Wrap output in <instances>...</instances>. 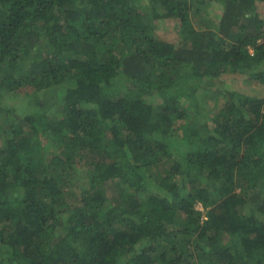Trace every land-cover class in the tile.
<instances>
[{"label": "trees", "instance_id": "1", "mask_svg": "<svg viewBox=\"0 0 264 264\" xmlns=\"http://www.w3.org/2000/svg\"><path fill=\"white\" fill-rule=\"evenodd\" d=\"M234 73L264 0H0V264H264V92L193 106Z\"/></svg>", "mask_w": 264, "mask_h": 264}, {"label": "rangeland", "instance_id": "2", "mask_svg": "<svg viewBox=\"0 0 264 264\" xmlns=\"http://www.w3.org/2000/svg\"><path fill=\"white\" fill-rule=\"evenodd\" d=\"M177 29L176 28H172V30H170L172 36L175 35V31ZM162 31H159V34L162 38H165V34ZM220 82H217L216 80H212V85L210 86L211 88H207V91L205 94H199V98L197 97V101L194 102L193 106H194V110L196 112H205V114L207 115V117L211 120H213V116L215 114V112L224 106V103L226 102L225 97L223 96V93L225 91L230 92V91H235V90H239V91H247V92H251V94H255V95H260L263 94L264 89L261 86L258 85H254L253 82H250L248 79H246V77L242 74H238V73H234V74H225L223 75L220 79H218ZM200 91V89L198 90V92ZM201 93V92H200ZM7 99V100H6ZM22 95L16 98H8L7 97H3L2 98V102L4 105H8L11 106L12 104L14 105H21L22 107L25 105L27 107H24L26 110V113L29 114L32 109L30 108V102H23L22 101ZM200 99V100H198ZM190 109H192V104L190 102L189 107ZM194 110H192V112L190 113V117L189 119H185L184 121H177L174 128H176L177 132L181 135L183 133V128L188 124V123H192L194 122V119H196L197 116H200L199 114H197ZM211 128H213V125H209ZM175 132V131H174ZM173 132V133H174ZM170 132V134L168 133V139L172 140L171 138L174 137L175 135ZM161 189H164L163 186H160ZM158 190V189H155ZM197 208L199 209H203L202 205L200 203H197Z\"/></svg>", "mask_w": 264, "mask_h": 264}, {"label": "clouds", "instance_id": "3", "mask_svg": "<svg viewBox=\"0 0 264 264\" xmlns=\"http://www.w3.org/2000/svg\"><path fill=\"white\" fill-rule=\"evenodd\" d=\"M251 52H253V50L251 49ZM240 74H242V73H240ZM242 75H244L245 77H246V79H249V77H248V74H242ZM250 82H253V81H251V80H249ZM220 82V81H219ZM254 83V82H253ZM255 85V84H254ZM202 208H203V206H202ZM202 210H204V208L202 209Z\"/></svg>", "mask_w": 264, "mask_h": 264}]
</instances>
